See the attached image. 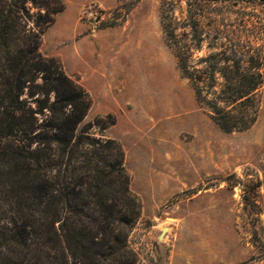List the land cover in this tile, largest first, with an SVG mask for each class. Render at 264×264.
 Here are the masks:
<instances>
[{"label":"trees","instance_id":"16d2710c","mask_svg":"<svg viewBox=\"0 0 264 264\" xmlns=\"http://www.w3.org/2000/svg\"><path fill=\"white\" fill-rule=\"evenodd\" d=\"M257 6L264 0H161L163 32L183 77L228 133L250 129L259 116ZM64 9L63 0H0V264H140L129 235L142 204L123 146L88 134L90 123L81 127L90 94L40 49ZM39 74L43 96L30 100L25 92L33 97ZM225 180L242 186L244 208L259 216L263 180Z\"/></svg>","mask_w":264,"mask_h":264},{"label":"rangeland","instance_id":"374dc122","mask_svg":"<svg viewBox=\"0 0 264 264\" xmlns=\"http://www.w3.org/2000/svg\"><path fill=\"white\" fill-rule=\"evenodd\" d=\"M63 1L40 49L90 94L81 127L123 146L142 204L129 235L140 264H264V85L256 123L224 132L168 46L161 0ZM254 16L263 23L264 8ZM254 36L264 51V29ZM34 83L30 100L43 96V74ZM231 174L263 180L259 216L244 208L242 186L228 185Z\"/></svg>","mask_w":264,"mask_h":264},{"label":"water","instance_id":"95a60500","mask_svg":"<svg viewBox=\"0 0 264 264\" xmlns=\"http://www.w3.org/2000/svg\"><path fill=\"white\" fill-rule=\"evenodd\" d=\"M167 230H168V228L163 229L162 234H161V238H163V236L165 235Z\"/></svg>","mask_w":264,"mask_h":264}]
</instances>
